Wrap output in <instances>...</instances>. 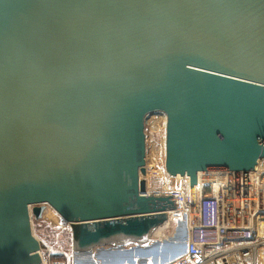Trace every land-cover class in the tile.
<instances>
[{"label": "water", "instance_id": "obj_1", "mask_svg": "<svg viewBox=\"0 0 264 264\" xmlns=\"http://www.w3.org/2000/svg\"><path fill=\"white\" fill-rule=\"evenodd\" d=\"M157 112L164 169L190 189L264 159V0H0V264L40 262L44 204L77 264L182 254L183 224L149 239L175 207L140 176Z\"/></svg>", "mask_w": 264, "mask_h": 264}, {"label": "built area", "instance_id": "obj_2", "mask_svg": "<svg viewBox=\"0 0 264 264\" xmlns=\"http://www.w3.org/2000/svg\"><path fill=\"white\" fill-rule=\"evenodd\" d=\"M258 164L247 172L202 170L197 172L192 189L184 175L175 187L153 192L174 195L170 198L175 207L166 211L165 221L150 232L149 239L166 240L181 224L187 239L182 254L148 264H264V167ZM161 226L166 227L164 236L151 237ZM37 240L38 264H73L71 251L55 250Z\"/></svg>", "mask_w": 264, "mask_h": 264}, {"label": "rangeland", "instance_id": "obj_3", "mask_svg": "<svg viewBox=\"0 0 264 264\" xmlns=\"http://www.w3.org/2000/svg\"><path fill=\"white\" fill-rule=\"evenodd\" d=\"M165 119V115L162 112H157L148 115L144 122L145 174H140V176L144 179L145 190L149 193L166 191L171 187H175L180 182V179L172 178L171 176L168 177L164 169ZM44 205L45 207L41 218L36 219L31 215L33 234L55 250L58 248H64L66 251L72 252V232L70 224L63 220L51 206L48 204ZM164 230H166V227ZM179 235H184V229L183 231L181 230ZM124 248L131 250L133 252V257H136V247L132 244H127ZM175 249V247L170 245L167 249L163 250V252L158 254V262L161 261L160 263H162L169 261L168 258L172 255L171 251ZM140 254L144 256L145 253L141 251ZM71 260L73 264H77L73 260V253ZM111 264H113V259L111 260ZM134 264L145 263L141 257V259L137 258Z\"/></svg>", "mask_w": 264, "mask_h": 264}, {"label": "bare ground", "instance_id": "obj_4", "mask_svg": "<svg viewBox=\"0 0 264 264\" xmlns=\"http://www.w3.org/2000/svg\"><path fill=\"white\" fill-rule=\"evenodd\" d=\"M264 159H261V160H259L258 161V166L259 167H264ZM172 178H177V179H179L180 178V175H176V176H172ZM164 228H165V226H161L160 228H158L157 230H154L153 231V233L151 234V237H156V238H158V237H162V236H164L163 235V233H164Z\"/></svg>", "mask_w": 264, "mask_h": 264}]
</instances>
